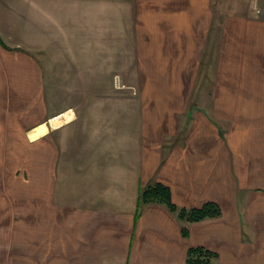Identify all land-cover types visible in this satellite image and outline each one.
I'll return each instance as SVG.
<instances>
[{
    "label": "crops",
    "instance_id": "crops-1",
    "mask_svg": "<svg viewBox=\"0 0 264 264\" xmlns=\"http://www.w3.org/2000/svg\"><path fill=\"white\" fill-rule=\"evenodd\" d=\"M48 1L0 0V157L28 175L21 197L0 198V264H189L196 246L211 264H264V7L102 0L98 43L129 50L122 87L108 54L89 71L88 58L62 60L91 43L89 15L65 25ZM157 182L179 207L223 213L188 223L138 207Z\"/></svg>",
    "mask_w": 264,
    "mask_h": 264
},
{
    "label": "rangeland",
    "instance_id": "rangeland-1",
    "mask_svg": "<svg viewBox=\"0 0 264 264\" xmlns=\"http://www.w3.org/2000/svg\"><path fill=\"white\" fill-rule=\"evenodd\" d=\"M2 1V0H1ZM5 1V0H3ZM51 1V0H49ZM49 1L47 2V5L49 3ZM58 2L55 3L56 5H59L58 3L59 0H57ZM61 4L59 5V12L61 13L60 18L62 20V22L66 25H70V24H76L79 23L77 22L76 18L78 16V14L81 15H86V12L89 15V24L88 23H83L81 24L82 28L89 25V29H88V33L87 35L83 33L82 37L83 39H89L91 41V43L89 42V44L86 43H79L75 46L69 47V46H64L63 47V52L60 54V57H63L66 53L67 54H74L75 58H77V61H83L86 60L87 58L89 59V64H88V71L91 70V67H94L96 65L101 64V61H99L98 63H93V59L94 57H96L98 60L101 59V56L103 55L105 57V55L108 54V56L111 59V64L109 67L105 66V70L108 72V82H111V84H113V81L115 83V85L117 86H122V87H126L123 83V78L122 77V73H123V69L118 67V64L116 62V59L120 57H123L125 55V52L128 54L129 50H124V52L121 50V47L119 46H104L102 44H99L98 42H101L99 39V31L97 29H99L100 27H102L105 24V21H103V18H106L105 15H103V8H104V3L102 0H94L95 3L92 5H85L82 4H78L75 0H60ZM102 1V4H101ZM261 0H256L255 1V8L258 10V8L260 7H264L261 5ZM22 5V4H21ZM79 5V6H78ZM78 6V7H77ZM31 7H35L34 5H31ZM264 10V9H263ZM113 11V10H112ZM111 11V12H112ZM259 11V10H258ZM117 16V13L114 14V17ZM86 28V27H85ZM18 30V29H17ZM27 31H19V33L15 36L20 38V40H23L22 37H25ZM30 34H32V31H29ZM217 32V31H216ZM113 33H115L116 36V31H113ZM75 34H78V32L75 31ZM107 36V35H106ZM110 37H113L112 33L110 34ZM117 38V36H116ZM215 37H213L211 39V43L213 41ZM17 39V38H16ZM38 39V38H37ZM25 41H27L28 39H24ZM9 42V41H8ZM36 42V40H35ZM210 43V47L211 48V44ZM69 56V55H66ZM71 58V57H69ZM74 58V59H75ZM64 59V57L62 58V60ZM212 56L210 55V49L207 51V55H206V60L205 64H207L206 68V72L208 74L207 77V83L210 82V80L212 81V77H210V73L212 72V62H211ZM65 62V61H64ZM91 62V63H90ZM105 64V62H104ZM103 65V64H102ZM115 72H119L120 75H116L114 77L113 73ZM121 76V78H120ZM114 77V79H113ZM127 82V81H126ZM125 95V94H124ZM135 95V94H132ZM126 96H131V94H126ZM21 157H15V158H1L0 157V198H13V197H21L22 193H23V189H22V183L24 181H27L28 175L27 174H23L22 169L20 168L21 166ZM6 205H0V210H6ZM0 222H1V217H0ZM0 234L4 235V232L0 226ZM4 238H0V244H4ZM3 241V242H2ZM0 247H3L2 245H0Z\"/></svg>",
    "mask_w": 264,
    "mask_h": 264
},
{
    "label": "trees",
    "instance_id": "trees-1",
    "mask_svg": "<svg viewBox=\"0 0 264 264\" xmlns=\"http://www.w3.org/2000/svg\"><path fill=\"white\" fill-rule=\"evenodd\" d=\"M149 202H160L167 205L171 211L177 213L181 220L188 223L218 217L223 213L222 207L215 201H208L200 207H179L173 200L171 188L162 182L148 185L141 190L138 207ZM183 233L188 234L186 225L183 226ZM216 256V252L206 247H191L188 250L187 262L189 264H211Z\"/></svg>",
    "mask_w": 264,
    "mask_h": 264
}]
</instances>
